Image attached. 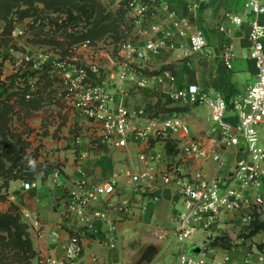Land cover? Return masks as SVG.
<instances>
[{"label": "crops", "instance_id": "0c3cea01", "mask_svg": "<svg viewBox=\"0 0 264 264\" xmlns=\"http://www.w3.org/2000/svg\"><path fill=\"white\" fill-rule=\"evenodd\" d=\"M101 1L116 7L123 0ZM165 1L167 10H162L156 18L149 19L150 25L176 28L183 25L177 19L185 18L186 22L204 30L208 40V46L204 50L186 55L185 49L177 48L152 55L142 64V72L150 80L147 86H139L135 80L119 81V59L112 58L107 49L100 47L103 45L100 40L87 47L81 46L75 53V59L88 65L97 63L99 68H104L102 80L116 93V103L125 105L133 112L136 122L145 124L151 117L177 114L180 111L179 115L190 125L191 135L209 146L219 136L214 134L209 108L205 104H184L174 100L170 98V89L196 83L211 93H220L231 99L244 93L255 82L257 67L249 54L251 15L247 12V0ZM194 3L198 6L193 7ZM169 10L176 12L177 19L168 16ZM228 11L242 15L244 23L239 26L231 23L226 18ZM261 20L264 21V16ZM221 24L231 29L228 36L219 30ZM128 29V37L138 42L144 40L138 33V26H128ZM226 36L235 51L232 69L222 60L221 43ZM185 45L187 47V41ZM164 70H169L174 77L171 87L166 76L161 74ZM54 75L55 72L50 76ZM159 75L164 79L163 82L158 80ZM161 98L164 105L160 106ZM41 109L38 108V111ZM79 119L82 120L80 125L85 136L77 141L75 134L70 132V124L63 127L61 137L55 138L51 134L44 140L42 147L51 154L38 159L40 162L47 161L48 165L36 174V184L26 188L25 180H11L7 190L8 198L0 199V211L9 209L11 202H14L21 208L24 219L29 223L33 245L37 251L33 263L40 264L48 255L65 259L64 244L70 235L77 234L81 237V260L84 263L177 264L183 246L175 235L174 220L179 207L176 188L166 185L160 189L159 200L151 199L150 194H143L137 188L138 174L145 167L139 155L145 150L146 143L129 141L125 146H116L99 138L94 127H90L91 122L85 120L87 118L81 115ZM227 120L235 123L238 117L229 113ZM54 128L56 130L58 125ZM180 143L181 140L176 136L152 137L149 140V151L160 155L155 159H161L159 163L163 167L166 161L173 160L172 156ZM226 154L232 158L228 160L225 157L228 166H234L237 148L229 147ZM213 166L214 162H211L210 173ZM57 167L62 170V185L55 181L53 174ZM115 173H118L117 176H114ZM81 178H86L91 184L115 178V193L95 201L88 209L89 213L97 209L105 214L94 217L92 227L67 212L70 190ZM216 227L209 241H206L208 233L203 231L205 235L203 232L199 233L198 237L185 245L188 248L193 245L201 247L208 243L210 259L207 264H217L226 253L240 262L246 251L254 246L264 252V227L247 235L245 239L237 232L231 215L225 216ZM111 234L116 237L115 246L110 245ZM65 264L81 263L66 259ZM248 264H264V261L260 263L258 255L254 254Z\"/></svg>", "mask_w": 264, "mask_h": 264}, {"label": "built area", "instance_id": "2783aa9c", "mask_svg": "<svg viewBox=\"0 0 264 264\" xmlns=\"http://www.w3.org/2000/svg\"><path fill=\"white\" fill-rule=\"evenodd\" d=\"M121 2H125L127 23L123 27L127 36L119 43V81L135 80L139 86H147L150 80L143 74L142 64L152 55L177 48L185 49L184 52L188 55L208 46L204 30L189 21L186 22L185 18L177 19L174 11L169 10L168 16L179 22L181 20L183 25L176 28H157L150 25L149 19L156 18L162 10H167L165 0ZM197 6L194 3L193 7ZM247 12L251 15L249 54L254 59L257 70L255 82L244 93L227 99L224 95L211 93L196 83L173 88L172 73L169 70L161 72L170 84V98L184 104H205L209 108L214 134H219L209 146L192 136L188 122L176 113L151 117L145 124L136 122L128 107L116 103V93L104 80L88 82L89 71L101 75L97 63L88 65L64 58L53 61L60 70L66 96L71 99L74 108L91 122L99 138L116 146H125L129 141L146 143L145 150L139 155L145 167L138 174V190L143 194H150L153 200H159L160 189L166 185L176 188L179 207L174 220L175 235L183 246L177 264H207L210 259L208 243H204L199 252L190 251L185 245L195 239L198 231L208 233L206 241H209L216 225L227 215H231L236 230L243 239L251 234L255 223H264V21L261 20L264 16V0H247ZM226 18L237 26L245 21L242 15L233 11H228ZM128 26H138V33L144 40L138 42L128 37ZM219 30L227 36L231 32L225 24H221ZM227 36L222 40L221 54L225 65L232 69L235 51ZM92 44L87 39L75 44L73 51L76 53L81 46ZM158 80L164 81L160 75ZM229 113L237 115L238 120L235 123L227 120ZM169 136L179 137L180 150L172 156L173 160L166 161L162 167L159 163L161 159H155L160 155L149 151V140L152 137ZM77 141H80V137H77ZM229 147H236L238 153L232 167L228 166L225 159ZM211 162H214V166L210 173ZM53 174L55 181L62 185V170L57 167ZM114 179L98 184H91L86 178L77 180L69 193L67 212L92 227L94 217L105 214L97 209L89 213L88 209L95 201L115 193ZM35 184V180L24 182L26 188ZM115 240V235L111 234V246H115ZM82 251L81 237L77 234L70 235L64 244L65 259L48 255L40 264H65L66 259L88 264L81 260ZM254 254L258 255L260 263L264 261V252L254 246L246 251L240 262L226 253L217 264H248Z\"/></svg>", "mask_w": 264, "mask_h": 264}, {"label": "rangeland", "instance_id": "374dc122", "mask_svg": "<svg viewBox=\"0 0 264 264\" xmlns=\"http://www.w3.org/2000/svg\"><path fill=\"white\" fill-rule=\"evenodd\" d=\"M103 4L106 9L103 15H106L109 9L112 11L119 9V5L111 7ZM2 7L3 3H0V9ZM24 7V5L15 6L9 13L7 21L0 19V102L9 104L7 107L10 109L8 123L12 133L28 141L25 149L20 151L22 164L15 168L18 174L22 176L19 179L27 181L34 180L32 177H36V174L45 169V165H48L47 161H38L40 157H48L51 154L42 148L47 137L51 134L55 138L61 137L60 132H62L63 127L69 124L70 132L76 137L85 135L80 125L82 120L79 117L81 114L74 108L71 99L66 96L67 92L62 84L61 73H58L59 69L53 62L60 58L57 45H62V42H64V46L68 44L64 29L57 26L62 23L67 12L56 11L53 7L45 8L43 3L35 2L34 7H38L35 9L37 11L32 9L33 15L17 19L14 28H11V32L8 31L10 28L7 27L10 26L9 19L11 20L12 15L13 18L17 17L18 13L21 15L20 12ZM41 7H44L43 10H40ZM111 21V19H105L103 23L106 24ZM78 23L79 26L70 27L68 31L72 28L86 29L88 27L84 19ZM119 31L116 33L114 30H110L100 39L103 44L100 47L107 49L110 56L116 60H120L119 43L123 38V33ZM46 41L49 43H45ZM72 53L67 55L64 60L81 63V60L75 59V52ZM48 68H51L50 71ZM100 71L103 75L104 68L101 67ZM54 72V77L50 76ZM93 73L89 71L88 82L95 83L98 82L99 78L102 79L101 75L98 76ZM161 105H164L162 98L160 99ZM37 106L42 108L41 111L34 109ZM179 112L177 111V114ZM53 125H58V128L55 130ZM179 150L180 148L177 146L176 153ZM227 157L228 160H232L229 155ZM26 159L31 162L30 167L24 163ZM3 179L4 177L0 176V185L3 183ZM2 192L7 193V189H2ZM202 232L199 231L196 237ZM192 249L193 247H189L190 251Z\"/></svg>", "mask_w": 264, "mask_h": 264}, {"label": "trees", "instance_id": "16d2710c", "mask_svg": "<svg viewBox=\"0 0 264 264\" xmlns=\"http://www.w3.org/2000/svg\"><path fill=\"white\" fill-rule=\"evenodd\" d=\"M35 2L43 3L45 8L53 7L56 11L67 12V16L62 19V23L57 25L58 28L64 29V34L68 38L67 46H64V42H62V45H57L60 59L73 54L75 44L84 42L87 39L93 44L97 43L110 30L118 33L120 29L119 32L123 33L121 41L127 36L123 27L126 22L125 2H121L119 9L115 11L109 9L106 15H103L106 9L101 0H0V3H3L2 9H0V19L5 21L8 20L9 13L12 12L15 6H25L20 12L21 15L18 13L17 17L13 18L12 15L11 20L9 19L10 26L7 27L10 28L8 31L11 32V28H14L17 19L33 15L32 9L37 11L35 9L38 7H34ZM44 7H41L40 10H43ZM81 19L86 20L88 27L86 29H74L79 26L78 22H81ZM105 19H111L112 21L104 24ZM70 27L74 28L68 31ZM45 43L49 42L46 41ZM100 80L99 78L98 82ZM0 103V176L4 177L3 183L0 185V198L6 200L8 193H3L2 189L8 190L11 180L22 178L15 168L22 164L20 151L25 149L28 141L12 133L8 123L10 109H7V107L9 104L7 105L2 101ZM38 108L40 107H34V109ZM8 162H10V165H8ZM24 163L29 167L31 166V162L27 159L24 160ZM262 227H264V223H257L251 234ZM36 255L37 251L33 245L30 225L24 219L21 208L16 203L11 202L9 209L0 211V264H34L33 259Z\"/></svg>", "mask_w": 264, "mask_h": 264}, {"label": "water", "instance_id": "95a60500", "mask_svg": "<svg viewBox=\"0 0 264 264\" xmlns=\"http://www.w3.org/2000/svg\"><path fill=\"white\" fill-rule=\"evenodd\" d=\"M150 249H151V248H150ZM200 249H201V247H199V246H195V247H193V249H192L191 251H193V252H199Z\"/></svg>", "mask_w": 264, "mask_h": 264}]
</instances>
